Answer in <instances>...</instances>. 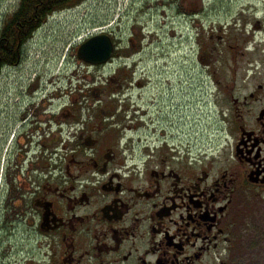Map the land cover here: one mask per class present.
I'll list each match as a JSON object with an SVG mask.
<instances>
[{
  "label": "flooded vegetation",
  "instance_id": "obj_1",
  "mask_svg": "<svg viewBox=\"0 0 264 264\" xmlns=\"http://www.w3.org/2000/svg\"><path fill=\"white\" fill-rule=\"evenodd\" d=\"M158 7L160 54L129 13L102 27L112 56L88 66L111 70L102 86L44 94L38 81L5 110L4 259L22 231L38 252L9 264H264V0ZM203 108L221 152L202 153Z\"/></svg>",
  "mask_w": 264,
  "mask_h": 264
},
{
  "label": "rangeland",
  "instance_id": "obj_2",
  "mask_svg": "<svg viewBox=\"0 0 264 264\" xmlns=\"http://www.w3.org/2000/svg\"><path fill=\"white\" fill-rule=\"evenodd\" d=\"M19 3L20 0H0V32L8 17L17 10ZM161 3L162 0H85L82 4L51 17L35 34L32 41L22 47L21 54L25 57L20 67L10 71L9 75L4 71L0 84V135L5 110L17 105H29L28 91L33 85L34 88L38 87V81H40V89L44 90L48 87L51 92L58 90L59 92H55L57 94L66 90L72 95L81 88L91 89L103 85L111 70L89 68L78 57L80 47L90 38L100 35L103 26L108 30L115 29L117 23L124 16L128 18L130 13V22L137 21L145 26V36L158 38L154 52L160 54L164 45L163 36L167 33L163 18L164 10L158 7ZM145 5H148L149 11L142 10ZM124 20L126 22L123 24L128 28L131 23L127 19ZM175 24L180 23L177 21ZM219 132L216 111L212 108H203L201 123L203 154L218 153L225 147ZM22 234L25 238L21 237ZM26 237L27 235L22 231L12 238L19 243V248L9 258L10 261L5 260L7 236L2 233L0 225V264L21 260L18 251H24L31 256L38 255L33 242L27 241L22 245V240L27 239ZM20 264L24 263L21 261Z\"/></svg>",
  "mask_w": 264,
  "mask_h": 264
},
{
  "label": "trees",
  "instance_id": "obj_3",
  "mask_svg": "<svg viewBox=\"0 0 264 264\" xmlns=\"http://www.w3.org/2000/svg\"><path fill=\"white\" fill-rule=\"evenodd\" d=\"M85 0H20L17 10L8 17L0 32V74L3 66L19 58L22 47L54 13L79 5Z\"/></svg>",
  "mask_w": 264,
  "mask_h": 264
},
{
  "label": "water",
  "instance_id": "obj_4",
  "mask_svg": "<svg viewBox=\"0 0 264 264\" xmlns=\"http://www.w3.org/2000/svg\"><path fill=\"white\" fill-rule=\"evenodd\" d=\"M113 52V44L107 36H96L85 42L78 51V57L81 61L101 66L106 64Z\"/></svg>",
  "mask_w": 264,
  "mask_h": 264
}]
</instances>
